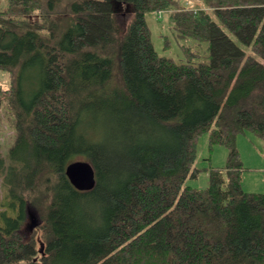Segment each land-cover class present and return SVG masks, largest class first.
<instances>
[{
    "label": "trees",
    "instance_id": "trees-1",
    "mask_svg": "<svg viewBox=\"0 0 264 264\" xmlns=\"http://www.w3.org/2000/svg\"><path fill=\"white\" fill-rule=\"evenodd\" d=\"M195 1L0 0V123L16 132H0V264H264V193L233 165L239 134L264 136V0ZM159 11L209 55H160ZM205 131L231 154L196 188ZM75 160L91 190L69 181Z\"/></svg>",
    "mask_w": 264,
    "mask_h": 264
},
{
    "label": "rangeland",
    "instance_id": "rangeland-1",
    "mask_svg": "<svg viewBox=\"0 0 264 264\" xmlns=\"http://www.w3.org/2000/svg\"><path fill=\"white\" fill-rule=\"evenodd\" d=\"M192 3H197L191 0ZM71 0H60L59 8L64 9L70 7ZM146 19L152 30V39L156 51L167 57L174 58L177 62H183L185 56L182 53L181 45L192 46L194 52L199 53L200 57L196 60L203 59L209 55L210 42L198 41L193 38H181L176 35L175 31L169 24V13L148 12ZM170 41L169 47L166 42ZM115 72L119 70V63H115ZM0 80L8 84V76H1ZM7 116H3L0 123V132L4 133V143L14 142L16 136L15 128L7 120ZM6 145L3 144V148ZM235 148L239 153V161L235 160L233 165L241 169V186L246 192L264 193V136L254 134L250 131L239 134L235 139ZM231 154L230 147L221 144L211 146L209 131L201 133L197 140L196 157L193 168L197 169L196 177L189 176L185 185L205 188L209 185V178L212 169L225 168L229 162ZM33 234V233H32ZM28 237V232L25 233Z\"/></svg>",
    "mask_w": 264,
    "mask_h": 264
},
{
    "label": "water",
    "instance_id": "water-1",
    "mask_svg": "<svg viewBox=\"0 0 264 264\" xmlns=\"http://www.w3.org/2000/svg\"><path fill=\"white\" fill-rule=\"evenodd\" d=\"M66 175L71 184L78 190L86 191L95 187L97 179L93 165L86 160H75L70 162L66 168ZM42 219L37 210L29 211V222L26 226L30 237L34 230L41 224ZM45 244H40L39 252L44 254Z\"/></svg>",
    "mask_w": 264,
    "mask_h": 264
}]
</instances>
